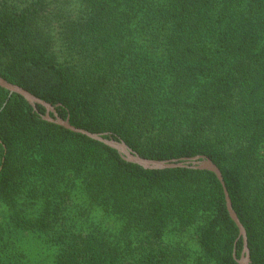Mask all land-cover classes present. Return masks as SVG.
<instances>
[{
  "label": "trees",
  "instance_id": "16d2710c",
  "mask_svg": "<svg viewBox=\"0 0 264 264\" xmlns=\"http://www.w3.org/2000/svg\"><path fill=\"white\" fill-rule=\"evenodd\" d=\"M77 1L56 14L50 0H0V76L142 157L210 158L264 264V0ZM44 114L0 86V208L9 230L55 249L49 264H188L166 238L191 226L193 264H239L213 172L144 168ZM95 210L115 230L85 228Z\"/></svg>",
  "mask_w": 264,
  "mask_h": 264
},
{
  "label": "rangeland",
  "instance_id": "374dc122",
  "mask_svg": "<svg viewBox=\"0 0 264 264\" xmlns=\"http://www.w3.org/2000/svg\"><path fill=\"white\" fill-rule=\"evenodd\" d=\"M51 6V8H50ZM50 10L56 14H71L75 12L79 3L77 0H50ZM57 18V16H56ZM85 228L89 225H102L112 230L116 223L112 217L104 215L100 210L90 213L85 212L83 217H79ZM8 220L0 208V225L4 230H0V259L5 264H49L51 262L54 248L37 233L9 230ZM196 227L191 226L183 231H171L166 240L170 243H179L183 250L189 253L188 264H193V257L198 253L199 246L196 237Z\"/></svg>",
  "mask_w": 264,
  "mask_h": 264
},
{
  "label": "water",
  "instance_id": "95a60500",
  "mask_svg": "<svg viewBox=\"0 0 264 264\" xmlns=\"http://www.w3.org/2000/svg\"><path fill=\"white\" fill-rule=\"evenodd\" d=\"M0 86L7 89L9 93L15 92V93L20 94L33 107H35L36 104L43 105L45 107V114L43 115L44 119L50 122L56 123L58 125H61L73 132L84 134L94 140L100 141L116 149L126 161L136 163L147 169L188 167V168H194V169H205V170H209L213 172L216 178L220 181L222 185L224 198H225V204H226V208L229 213V216L235 222L236 226L238 227V236L242 237L243 239V249L241 251L240 257L237 258L236 260L239 264H252L250 261L249 249L247 246L246 230L232 207L231 200L227 192V189L225 187L221 171L219 167L210 158H208L205 155H201V154L189 156V157H181L179 159H164V160L142 157L138 153L133 151L130 147H128V145L123 140H115L113 138H106L103 136L102 133L90 132L86 129L79 128V127L72 125L69 122L68 118H61L56 113L55 108L52 104L36 97L35 95H33L31 92H29L25 88L17 84L9 82L1 76H0ZM50 112L53 113V116H50L49 114Z\"/></svg>",
  "mask_w": 264,
  "mask_h": 264
}]
</instances>
